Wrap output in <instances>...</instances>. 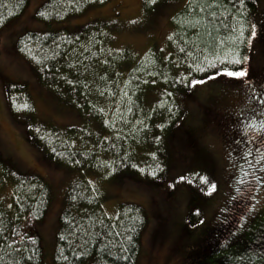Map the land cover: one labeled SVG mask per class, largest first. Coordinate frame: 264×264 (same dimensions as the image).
<instances>
[{"label":"trees","instance_id":"obj_1","mask_svg":"<svg viewBox=\"0 0 264 264\" xmlns=\"http://www.w3.org/2000/svg\"><path fill=\"white\" fill-rule=\"evenodd\" d=\"M111 1L49 0L35 18L51 29ZM163 1L144 0V5L153 8ZM30 2L0 0V32L21 17ZM257 10L255 0H188L170 20L169 52L153 45L143 56L116 50L113 33L102 20L76 32L25 33L18 40L19 56L37 69L44 87L55 90L85 121L65 128L32 123L29 144L57 166L90 170L108 182L125 175L147 182L161 179L170 163L169 138L185 118L179 97L189 93L191 80L206 82L246 69ZM261 40L264 44V35ZM262 77L264 82V67ZM6 99L12 117L34 119L35 103L26 86L7 83ZM254 146L264 150L261 143H249ZM258 167V160L244 157L229 220L219 228L225 239L256 206L262 186ZM54 198L46 179L12 175L0 154V264H43L37 226ZM106 199L84 177L70 184L53 264H138L147 212L137 204H121L111 216L104 210ZM199 217L192 211L191 223Z\"/></svg>","mask_w":264,"mask_h":264},{"label":"rangeland","instance_id":"obj_2","mask_svg":"<svg viewBox=\"0 0 264 264\" xmlns=\"http://www.w3.org/2000/svg\"><path fill=\"white\" fill-rule=\"evenodd\" d=\"M48 1L31 0L26 12L0 32V154L12 175L42 177L55 195L47 216L37 226L43 241V264H53L60 214L68 188L78 177L86 178L106 196L104 210L108 215L114 216L121 204H137L146 210L149 224L138 264H264V162L258 167L262 186L255 208L227 239L219 234L220 226L229 220L239 168L251 153L239 131V119L246 116L254 124L264 119V0H255V35L243 71L247 75L236 78L222 74L206 82H189V93L179 97L185 118L168 142V169L155 182L128 175L108 182L90 170L57 166L43 151L32 147L28 140L32 123L65 128L83 126L85 121L55 90L42 85L37 69L19 56L17 44L27 32H76L102 20L113 33L116 50L143 56L155 45L168 53L173 33L170 20L188 0H164L148 9L144 0H112L51 29L35 18ZM7 83L28 88L35 103L34 119L10 115ZM192 211L200 214L196 224L191 223Z\"/></svg>","mask_w":264,"mask_h":264},{"label":"flooded vegetation","instance_id":"obj_3","mask_svg":"<svg viewBox=\"0 0 264 264\" xmlns=\"http://www.w3.org/2000/svg\"><path fill=\"white\" fill-rule=\"evenodd\" d=\"M238 127L245 144L256 143V145L259 146L261 143V145L264 146V119L254 124L248 121L246 116H241ZM258 148H256V146L251 147V153H249V156L253 161L258 160L261 163L264 162V150L259 151Z\"/></svg>","mask_w":264,"mask_h":264},{"label":"snow or ice","instance_id":"obj_4","mask_svg":"<svg viewBox=\"0 0 264 264\" xmlns=\"http://www.w3.org/2000/svg\"><path fill=\"white\" fill-rule=\"evenodd\" d=\"M253 35H255V33H253ZM237 63H239V61H237ZM227 76L229 77H236V78H241V77H245L247 75L246 72H232V71H229L226 73Z\"/></svg>","mask_w":264,"mask_h":264}]
</instances>
